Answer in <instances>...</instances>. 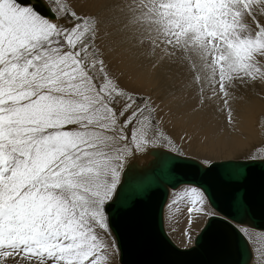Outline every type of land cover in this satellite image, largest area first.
<instances>
[{"label":"snow or ice","instance_id":"6c2138e0","mask_svg":"<svg viewBox=\"0 0 264 264\" xmlns=\"http://www.w3.org/2000/svg\"><path fill=\"white\" fill-rule=\"evenodd\" d=\"M112 36L186 80L193 113L215 107L233 130L236 91L264 90V0H90L81 12L0 0V264H114L127 165L157 148L184 155L152 95L112 71ZM182 193L191 245L218 213L206 190Z\"/></svg>","mask_w":264,"mask_h":264},{"label":"water","instance_id":"95a60500","mask_svg":"<svg viewBox=\"0 0 264 264\" xmlns=\"http://www.w3.org/2000/svg\"><path fill=\"white\" fill-rule=\"evenodd\" d=\"M152 158L146 168L129 167L122 175L123 194L130 203L113 209L119 263L250 264L251 248L235 224L264 231V161L204 166L167 151H153ZM181 186L206 190L219 214L207 219L188 249L177 247L164 227L169 190Z\"/></svg>","mask_w":264,"mask_h":264},{"label":"bare ground","instance_id":"6f19581e","mask_svg":"<svg viewBox=\"0 0 264 264\" xmlns=\"http://www.w3.org/2000/svg\"><path fill=\"white\" fill-rule=\"evenodd\" d=\"M72 2L78 12L87 11L90 4V0H72ZM104 43L112 71L120 78L122 84L129 89L151 94L157 104L163 108V112L160 115L164 120L165 131L185 153L186 156L181 157L196 161L206 159L213 163L223 162V160L219 161L218 159L246 155L256 148L264 150V139L260 135L258 127L259 117L264 115V90L239 89L236 91L235 97L230 101L237 121L233 130L232 126L228 124L227 113L220 112L215 107L205 109L204 113H193L191 111V105L194 103L192 100L194 93L190 89L185 88L186 80L182 77L176 75L167 67L153 69L151 66L152 62L138 63L136 65L131 58V52L128 51L127 47L129 45L119 42V37L117 36L109 37ZM156 72L167 75V77L166 75L165 77L162 76L171 85V91L173 90L174 93L169 92L167 96L162 95V90L154 82L153 73ZM153 151L170 152L162 148L153 149L141 155L140 159L131 160L126 169L129 167L146 168L153 159ZM198 162L201 163L200 161ZM201 164L204 165L203 163ZM186 187L188 186L169 190L167 206L165 205L166 208L164 207V220L166 230L169 231V238L181 249H188L193 246L195 237L200 233L207 221L198 223V227L193 228V243L188 245L186 242L187 237L184 233L188 228V208L191 203L190 199L182 193V190ZM173 193H181L177 196L175 204L172 203ZM185 209L187 215L184 212ZM241 225L248 230V236L251 237L255 246L264 248V236L259 233L263 231L251 228L246 224ZM241 225L235 224L236 228ZM195 231L197 232L194 234ZM118 257L119 254L117 255V263L120 264Z\"/></svg>","mask_w":264,"mask_h":264},{"label":"rangeland","instance_id":"374dc122","mask_svg":"<svg viewBox=\"0 0 264 264\" xmlns=\"http://www.w3.org/2000/svg\"><path fill=\"white\" fill-rule=\"evenodd\" d=\"M125 45V44H124ZM127 45H129L127 48H128V51L129 52H131V58L134 60V63L137 65L138 63H151L152 61H151V59H149V57L148 56H146V55H143V54H141L142 53V51L143 50H141V49H138V48H134V47H132V44L131 43H127ZM130 47V48H129ZM136 61V62H135ZM153 75H154V82L157 84V86L158 87H160V89L162 90V95H165V96H167L168 95V93L169 92H171V93H174V91L172 90L171 91V85L170 84H168V82L167 81H165V75L164 74H161V73H158V72H156V73H153ZM164 77H163V76ZM166 77H167V75H166ZM161 80V81H160ZM165 98V97H164ZM258 127H259V133H260V135L263 137V139H264V115H261L260 117H259V125H258ZM174 141V140H173ZM175 143V142H174ZM176 144V143H175ZM176 146H177V144H176ZM178 147V146H177ZM263 147H264V140H263ZM179 148V147H178ZM162 149H165V150H168L167 148H162ZM173 153H175V152H173ZM183 156H186L185 155V153H184V155ZM141 158V156H138L137 158H135V159H140ZM252 159H254V160H256V159H258V160H263L264 161V150H262L261 148H256L255 150H253V151H251V152H249L248 154H246V155H243V156H239V157H231V158H223V159H218L219 161H224V160H252ZM198 161H200L201 163H203V159H200V160H198ZM210 163H212V161H208L207 160V163H203L204 164V166L205 165H209ZM137 169V168H136ZM167 206V205H166ZM166 206H165V208H166ZM184 212H185V214L187 215V211H186V209L184 210ZM164 227H165V231H166V233H167V235L169 236V231L168 230H166L167 228H166V226H165V220H164ZM197 231H195L194 232V234L196 233ZM260 234H262V233H264V231L263 232H259ZM262 236H264V235H262ZM170 237V236H169ZM249 246L251 247V252H252V255H253V258H252V261L254 260V259H257L261 254H264V248H258V247H256V249L258 250L255 254H254V252H253V245L252 244H249ZM183 248V247H182ZM262 252V253H261ZM252 261H251V264H252ZM114 264H118L117 263V256H116V258H115V261H114Z\"/></svg>","mask_w":264,"mask_h":264}]
</instances>
